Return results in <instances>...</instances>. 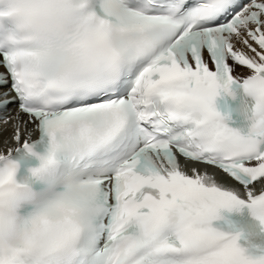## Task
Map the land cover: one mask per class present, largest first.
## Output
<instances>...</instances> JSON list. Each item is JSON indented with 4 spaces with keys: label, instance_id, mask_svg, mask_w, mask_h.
<instances>
[{
    "label": "snow or ice",
    "instance_id": "snow-or-ice-1",
    "mask_svg": "<svg viewBox=\"0 0 264 264\" xmlns=\"http://www.w3.org/2000/svg\"><path fill=\"white\" fill-rule=\"evenodd\" d=\"M0 69V264H264V0H0Z\"/></svg>",
    "mask_w": 264,
    "mask_h": 264
},
{
    "label": "bare ground",
    "instance_id": "bare-ground-1",
    "mask_svg": "<svg viewBox=\"0 0 264 264\" xmlns=\"http://www.w3.org/2000/svg\"><path fill=\"white\" fill-rule=\"evenodd\" d=\"M0 127H2V126H0ZM10 134H11V129H9L7 132L0 131V142H2V140L5 136H10ZM0 146H2V143H0ZM195 166L198 168H201V169H204L206 167V166L199 165V164H197Z\"/></svg>",
    "mask_w": 264,
    "mask_h": 264
}]
</instances>
